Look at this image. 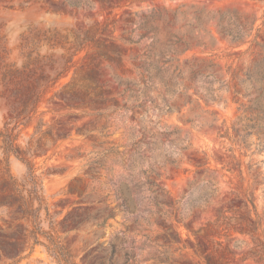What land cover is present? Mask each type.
Returning a JSON list of instances; mask_svg holds the SVG:
<instances>
[{
  "label": "rangeland",
  "instance_id": "374dc122",
  "mask_svg": "<svg viewBox=\"0 0 264 264\" xmlns=\"http://www.w3.org/2000/svg\"><path fill=\"white\" fill-rule=\"evenodd\" d=\"M106 1L102 6L94 2L76 9L64 0H0V132L10 117H15L12 111L17 103L5 91L34 86L41 73L39 67L50 76L49 82H39V99L33 111L11 124H17L15 145L26 152L48 208L49 218L41 216L42 231H54L75 264H205L202 253L218 258L214 251L224 248L230 252L227 264H264V131L255 129L246 136L248 131L244 129L245 118L254 117L250 107L258 94L255 79L264 66V0ZM175 10L173 32L195 38L194 46L175 57L166 55L179 61L181 82L187 86V98L179 103L184 99L191 103L167 117L159 115L149 102H143L148 112L143 114L144 124L152 122L158 146L170 153L176 164L153 167L157 182L166 192L163 215L156 214V208L138 197L142 193L133 197L136 214L129 215L122 211L115 196L109 200L104 197L107 190L102 194L106 203H97L98 184L86 176L87 164L99 151V143H122L120 134L100 138V128L110 124V120L100 117L104 108L81 107L60 94L61 88L79 78L87 65L99 63L96 48L87 45L71 56L73 50L67 54L61 45L51 48L61 37L49 42L46 38L58 33L72 41V33L83 34L90 28L104 29L106 36L119 38L125 20L135 23L152 12ZM229 13L256 21L258 31L242 45L219 33L217 19ZM134 27L130 24L126 28ZM36 35L41 39L38 62L27 58ZM197 41L203 45H196ZM146 43L143 41L140 47ZM119 47L127 50L120 65L107 67L103 61L99 65L107 104L116 100L122 105L118 79L124 82L134 77L129 57L138 50ZM209 63L213 67L207 79L191 78L192 69H202ZM9 69L22 75L9 82ZM31 72L35 74L28 78ZM206 73L201 70V74ZM233 74L237 75L234 80ZM245 74L252 77L242 83L247 78ZM235 84L239 95L233 93ZM141 90L140 87L138 91ZM208 90L214 101H206ZM159 93L164 95L162 90ZM120 121H127V117ZM226 129L229 140L220 137ZM166 133L172 135L167 137ZM170 139H177L186 149L170 147ZM141 156L144 168L152 163L148 150L144 149ZM113 164L114 179L126 181L120 166L114 161ZM5 165L17 183H25L26 166L15 154L4 153L0 138V168ZM190 189L194 191L192 201L207 195L209 202L194 208V202L187 199ZM110 209L113 217L97 225L101 223L98 217L108 215ZM148 210L154 214L150 216ZM2 219L11 222L0 216V225ZM208 226L218 227L206 233ZM39 239L48 245L45 238ZM0 264L8 262L1 257ZM18 264L56 263L43 246L37 245L30 257Z\"/></svg>",
  "mask_w": 264,
  "mask_h": 264
},
{
  "label": "trees",
  "instance_id": "16d2710c",
  "mask_svg": "<svg viewBox=\"0 0 264 264\" xmlns=\"http://www.w3.org/2000/svg\"><path fill=\"white\" fill-rule=\"evenodd\" d=\"M64 2L72 8L79 9L85 4L90 6L94 2H98L102 6L107 1L64 0ZM176 19L177 10L172 13L166 11L152 12L138 19L135 23L125 20V25L119 38L106 36L104 34L105 30L99 28H90L83 34L72 33V41H69L67 36H61L58 33L52 35V38H46L47 42H49L61 37L56 44L50 45L51 48L61 45L67 54L73 50L71 56L74 55V52L87 45H92L96 48L95 59L99 63L87 65L85 69L81 70L79 78H74L72 82L61 88L60 94L67 98L69 102H78L81 107L100 106L104 108V113L100 114V117L110 120V124L107 127L103 126L100 128V138L107 139L116 133L120 134L122 143L114 144V141H102L99 143V151L94 153V157L87 164L86 176L90 182L94 181L98 184L100 197L98 196L97 203L104 205L111 196H115L120 203L119 206L122 211L129 215L136 214L133 197L139 193H142V195L138 196L139 198L147 200L157 209L156 214L163 215L161 208L166 205V192L157 182L153 167L166 163L170 165L176 164L171 154L158 146L156 133L151 128L152 122L149 121V125L144 124L143 114L146 115L148 112L144 108L143 102H149L150 106L157 110L159 115L167 117L173 113H179L181 106L191 103L189 99H184L183 103H179L183 97L187 98V86L181 82L182 73L179 61L173 57L177 56L178 52L183 53L193 47L192 41L195 38L190 36L187 38L185 34L174 33L173 27ZM255 23V20H250L247 16L238 13L222 14L217 19V27L222 37L237 45L246 43L253 33L258 31L255 28ZM130 24L135 27L127 29L126 27ZM114 32L112 30L111 33L113 34ZM143 41H147V43L140 47ZM114 43H118V46H114ZM40 44V36L36 35L32 44L33 48L27 55L29 61L31 59L34 62L39 61L40 54L38 49L41 47ZM196 45L201 46L203 44L197 41ZM119 46L138 50L137 54L129 57L134 77L124 82L117 78V84L122 88L120 93L122 105L116 100L107 104L108 99L104 96L107 89L100 82L101 72L99 65L101 61L106 62L107 67L111 64L120 65L125 58L124 54L127 53V50ZM167 53H171L173 57H167ZM33 55L35 56L32 57ZM262 61L264 63V60ZM50 66L53 69V65ZM194 66L196 65L192 64V67ZM6 67H12V65L6 64ZM212 67L213 65L209 63L202 69H192L191 78L207 79L211 75L209 70ZM39 70L41 73L34 80V86L25 88V90L7 89L5 91L10 97L18 101L14 100V103L17 102L12 111L15 117H10V121L5 123L4 130L0 132L3 150L7 155L9 153L15 154L26 166L27 174L25 183L19 184L11 176L7 165H5V168H0V216L11 219L9 223L4 219L1 220L3 225H0V258L5 259L8 264H18L30 257L34 247L40 245L46 249L56 264H75L72 262L70 253L60 244L54 231L51 230L53 231L51 234L42 231L41 216L43 214L46 219L49 218L48 208L34 170L30 162L25 158L26 152L15 145L17 134H14V131L17 124L11 126L12 120H18L21 116H25L28 111L31 112L35 108V104L39 99V82L50 81V76L44 74L42 67H39ZM201 70L207 73L201 74ZM7 74L6 77H9V82H13L17 76L20 77L22 75L17 70L10 69ZM34 74L35 72H31L28 78H32ZM58 76L53 81L58 79ZM245 76L247 78L242 83L252 77L250 74H245ZM257 76L255 80L259 84L258 94L253 100L254 106L250 107L252 111H255L253 113L254 117L245 118L244 120L247 123L244 126L245 131H248L246 136L255 129L264 131V89L262 88L264 84V66L261 67ZM236 78L237 75L233 74L232 79ZM140 87L142 90L138 91ZM237 87V84L233 85V93L235 95L240 94V90ZM160 90L164 92V95L159 93ZM151 91L158 92V95L151 94ZM211 92L210 90L207 91L206 101H214V95ZM173 98H177L178 101L171 102ZM123 117H127V121H120ZM117 122H120L119 125ZM186 122L190 123L189 120ZM111 129L113 130L111 131ZM165 135L170 137L172 133H166ZM220 137L229 140L228 129ZM168 145L179 148L181 151L186 149L179 145L177 139L168 140ZM144 149L148 150L150 155L148 159L150 162L152 161L145 168L141 156V152ZM113 161L123 170L124 176L122 177L126 181L122 182L114 179ZM138 177H141L142 180H139ZM105 190L109 192L104 196L107 200L102 199V194ZM111 192L113 193L111 194ZM193 192L190 189L187 197L188 201H192ZM84 194L87 195L86 193ZM208 200L209 197L206 195L197 201H192L194 202L192 205L194 208H201L209 202ZM88 203L93 204V202ZM104 211H107V208ZM148 212L150 216L154 214L151 210H148ZM112 217L113 210L110 209L108 210V215L98 217L101 223L97 225H104ZM219 217L222 218V215ZM223 219H226V217H223ZM135 221L137 222L136 219ZM215 227L218 226H208L206 233ZM40 237L45 238L48 245L43 244L39 239ZM217 245L220 247L219 244ZM214 252L218 253V258L202 253L205 264H227L226 256L230 254L227 248H224L221 252L216 249Z\"/></svg>",
  "mask_w": 264,
  "mask_h": 264
}]
</instances>
